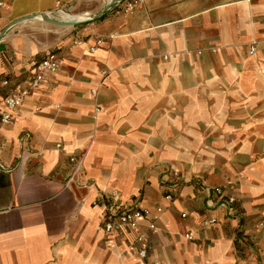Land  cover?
Segmentation results:
<instances>
[{
	"label": "crops",
	"instance_id": "1",
	"mask_svg": "<svg viewBox=\"0 0 264 264\" xmlns=\"http://www.w3.org/2000/svg\"><path fill=\"white\" fill-rule=\"evenodd\" d=\"M21 1L2 0L0 31L56 2L95 18L47 42L30 24L0 40V109L48 53L62 59L0 124V264H264V0H144L130 13L125 0ZM70 158L81 165L67 183ZM214 186L234 209L211 201ZM112 192L164 209L154 234L141 227L143 260L134 233L103 228Z\"/></svg>",
	"mask_w": 264,
	"mask_h": 264
},
{
	"label": "built area",
	"instance_id": "2",
	"mask_svg": "<svg viewBox=\"0 0 264 264\" xmlns=\"http://www.w3.org/2000/svg\"><path fill=\"white\" fill-rule=\"evenodd\" d=\"M144 0H125L121 2V10L125 13L133 12ZM3 6L2 0H0V8ZM59 13H68L60 2H56L55 10L47 13L53 19H59ZM82 40H77L75 44H81ZM101 45V40L95 41V44L89 46L90 52H93L98 46ZM250 52H254V49H250ZM62 59L57 52L48 53L41 61L36 63L34 72L29 80V84L25 88H15L8 93L3 99V109H0V124H8L13 120V112L18 109L25 99L31 94L33 90H36L44 82L46 74H54L58 71L61 65ZM8 83L5 81L4 85ZM70 164L72 172L67 179V183L74 180V176L80 172V161L76 158H70ZM172 177L176 180L172 184V190L168 191L164 199L168 202L174 200L177 187L179 186L178 173L172 171ZM211 201L220 206L234 209L236 203V197L226 192L221 186H214L210 188ZM164 209L158 205L152 209L140 206L139 204H124L119 200V194L112 192L103 203V228L107 233H134L136 238L132 244L131 250L135 251L136 255L140 259L147 257V234L141 231V227L146 222V226L150 233L156 232V222L163 214ZM182 218L186 215L182 214ZM217 220L213 217L202 221L201 226L209 227L214 225ZM185 237L188 240L192 239L190 234H186Z\"/></svg>",
	"mask_w": 264,
	"mask_h": 264
},
{
	"label": "rangeland",
	"instance_id": "3",
	"mask_svg": "<svg viewBox=\"0 0 264 264\" xmlns=\"http://www.w3.org/2000/svg\"><path fill=\"white\" fill-rule=\"evenodd\" d=\"M23 2L24 1L22 0L21 3ZM86 13H89V12H86ZM28 24L34 26L35 34L38 37V40L42 42L50 41V39L55 38L57 36L58 37L65 36L67 34L66 32H68L69 30H71L70 28H72V27L54 26V25L43 22V20L41 19L28 20V21L20 23L17 26L20 27V26H25ZM80 24H83V23H80Z\"/></svg>",
	"mask_w": 264,
	"mask_h": 264
},
{
	"label": "water",
	"instance_id": "4",
	"mask_svg": "<svg viewBox=\"0 0 264 264\" xmlns=\"http://www.w3.org/2000/svg\"><path fill=\"white\" fill-rule=\"evenodd\" d=\"M123 0H117L116 2H121ZM111 5V3H110ZM109 5V6H110ZM109 8V7H108ZM103 12H101L100 14H102ZM37 17H42L43 22L54 25V26H61V27H74L80 23L86 22V21H90L92 19H94L95 17L89 18L88 20H84V21H76V22H63L62 20L59 19H53L50 16H48L45 13H40V14H34V15H30V16H24L21 18H18L16 20L11 21L7 26H5L1 31H0V40L5 36V34H7V32L13 28L14 26L28 21V20H33Z\"/></svg>",
	"mask_w": 264,
	"mask_h": 264
},
{
	"label": "bare ground",
	"instance_id": "5",
	"mask_svg": "<svg viewBox=\"0 0 264 264\" xmlns=\"http://www.w3.org/2000/svg\"><path fill=\"white\" fill-rule=\"evenodd\" d=\"M89 18H91V14H77L76 15V14H68V13H59V20H62L63 22L84 21V20H88ZM35 19L42 20V17H37Z\"/></svg>",
	"mask_w": 264,
	"mask_h": 264
}]
</instances>
